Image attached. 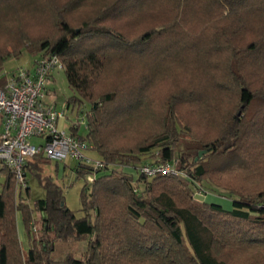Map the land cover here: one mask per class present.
<instances>
[{"label":"trees","instance_id":"trees-1","mask_svg":"<svg viewBox=\"0 0 264 264\" xmlns=\"http://www.w3.org/2000/svg\"><path fill=\"white\" fill-rule=\"evenodd\" d=\"M147 1L113 0L94 12L93 22L85 21L83 29L70 28L61 20L62 36L54 41L38 42L32 55L58 56L69 88L78 94L81 104L88 103L86 134L78 133L79 123L71 124L69 133L87 142L90 150L97 151L98 160L104 165L93 168L78 161L75 166L77 176L94 175L93 182L85 180L80 191L83 214L77 216L65 203L63 187L50 175L41 174L39 161L44 166L49 161L43 154L26 160L25 188L19 187L13 172L0 161L4 175L0 187V264H10L11 259L17 260L24 251L19 238V217L29 245L24 264H229L220 250L235 235L233 227L247 224L251 229L260 230L264 226V189L254 194L233 190L228 197L214 189L207 176L245 163L242 154L247 155L246 152L251 153L249 157H257L258 149L264 147V0L258 2L262 6H257L253 0H199L194 6H190V0H175L179 6L176 17L132 39L100 22L117 18ZM32 3L33 0H0V29L16 25L12 33L19 44L13 51L0 50V88L8 82V77L1 73L5 61L18 58L30 41L19 22L22 15L31 10ZM186 14L205 19L208 27L209 23L212 25L206 29L211 31L205 35L209 40L206 46L201 47L203 44L196 41L188 43L193 49L192 58L185 53L184 44L181 48L170 39L161 49L156 43L161 34L170 33L169 28H174V23L187 22ZM254 19L257 21L253 24ZM243 33L246 34L244 40L251 39L240 41ZM84 39L90 42L83 46L79 42ZM110 47L149 55L156 72L173 63H181L179 66L187 63L190 72L201 68L205 71L206 108L218 109V100H229L232 109L237 108L232 114H226L219 138L202 146L205 155H219L213 170L207 166L209 162L203 161L207 156H199L201 150L197 149L201 147L194 148V154L181 151L174 156L170 137L166 136L140 146L133 153L123 154L109 146L104 127L114 125L120 109L139 106L138 101H131L126 103V108L123 103L126 96L118 97L120 90L95 94L100 76L112 61L107 52ZM175 51L181 54L176 57ZM215 72H219L218 76ZM178 96L180 99L201 97L193 90ZM2 122L0 115V141ZM175 161L179 170L176 176L148 177L137 169L143 165L173 166ZM119 163L126 165L124 171L116 167ZM29 175L37 177L44 189V196L36 199L32 208L28 203ZM205 179L210 187L203 183ZM197 191L200 195H196ZM216 192L220 197L231 199L232 209L200 199L205 193L215 195ZM189 195L200 204L186 203ZM240 239L250 245L264 241L251 235L245 238L244 234ZM75 240L86 242L83 257L75 256L72 251L61 258L54 257L58 242Z\"/></svg>","mask_w":264,"mask_h":264},{"label":"rangeland","instance_id":"rangeland-1","mask_svg":"<svg viewBox=\"0 0 264 264\" xmlns=\"http://www.w3.org/2000/svg\"><path fill=\"white\" fill-rule=\"evenodd\" d=\"M74 1L33 0L30 6L31 10L23 14L19 22L22 27L19 28L25 31L29 37L28 46L23 49L22 54L18 58L12 57L5 61L4 69L1 72L2 75L9 77L13 70L21 67L31 70L38 56L32 55L35 53L38 42L44 39L54 41L64 34L61 20H64L65 24L70 28L83 29L85 21L93 22L94 12L113 0H78L75 3ZM198 2L200 1L190 0L188 3L191 4L190 6H194L199 4ZM258 2L259 0H253L254 4L262 6ZM178 7V3L175 0H148L146 3H140V6L132 10L129 9L127 13L119 15L117 18L114 16V19L100 22L112 28L115 32L123 33L128 39H132L152 27L166 24L169 19L176 17ZM186 15L187 22L174 23L175 27L169 28L170 33L161 34L156 43L160 45L161 49L167 46L166 43L170 39L171 42H178L181 48H183L184 44L185 53H187L188 58H192L193 49L188 43L196 41V43L203 44L201 47H204V44L206 46V41L209 40L205 35L211 32H207L206 29L212 28V25L208 22L210 24L208 27L205 24V19L202 21L188 14ZM256 21L254 19L252 23L254 24ZM248 24L250 23L247 22ZM15 26L13 24L7 28L3 27L0 29V50L13 51L19 46L16 35L12 33V29ZM245 35V33H243V37L241 35L240 41L251 39L248 37L244 40ZM88 42H90L89 39H84L79 43L84 46ZM127 49L116 50L113 47L108 49L107 52L110 53L112 61L107 64L106 69L103 71L104 74L100 76L101 79L96 84V95L120 90L122 92H118V97L126 96L123 100L124 104L138 101L139 105L134 108L128 106L131 109L127 110L121 111L120 109L119 114L116 115L119 118L115 120L114 125L108 128L104 127L109 146L123 154L133 153L140 146L148 144L156 138L166 136L170 137L169 143L172 145L174 156H178L181 151L194 154V148L196 149L198 146L201 148L197 150L202 151L203 145L211 144L219 138L220 129L225 123L226 114H232L233 111H237V108L232 109V104H230L229 100H218L219 108H215L216 110L214 111L212 110L213 108H206L204 97L205 71L202 72L201 68H197L196 71L190 72L188 70L190 67L187 63L182 66H179L181 63H173V65L170 64V67H162L159 72H156V69H153V64L151 65L149 61V55H139L138 50L130 51ZM178 53L181 54L180 51H175L176 57L179 55ZM215 64L217 65V63ZM192 66L195 67V64L192 63ZM215 73L218 76L219 72ZM191 90L200 93L201 97L189 99L185 96L182 98L183 100L179 98L178 95L181 92H191ZM78 98V94L69 88L65 71L61 69L55 72L54 79L50 82L47 93L44 94L42 100L48 106L55 107L56 110L64 113L58 120V129L69 132L71 124L79 122L78 133L85 135V111L88 109V103L81 104ZM40 141V139L32 138L33 143L38 144ZM83 152L92 160L100 159L98 152L95 150H84ZM258 153L257 157H249L248 155L251 153L246 152L247 155L242 154L245 163H237L227 172L208 174V181L213 184L211 186L228 197H230L229 192L233 190L254 194L264 189V147L258 149ZM206 156L207 158L203 161L209 162L207 166L211 171L216 167L219 155L212 153L205 155L203 153L201 157L205 158ZM39 162L40 166H42L41 174L50 175L56 183L63 187L67 207L74 210L77 216H82L80 191L85 184V180L88 179V175L85 177L76 175L74 168L78 161L68 157L63 161L49 159L45 166L41 164V161ZM174 163L171 173L162 174L155 172L153 176H176L179 170L176 161ZM1 164L0 162V168ZM125 166L121 163L116 165L119 171ZM137 169L140 171V168ZM122 170L124 171V168ZM144 175L148 176L146 173ZM15 180L17 182L16 178ZM208 181L205 179L203 183L205 186L210 187V183L207 185ZM3 182L4 175L0 171V187ZM28 185V203L32 208L34 201L44 196V189L38 178L30 175L28 176ZM180 190L186 195V190L181 185ZM196 195H200V191H197ZM228 197H220L219 193L216 192L215 195L205 193L200 199L221 204L225 209H232L231 199ZM185 202L188 204L192 202L200 204V202L191 199L190 195L185 198ZM14 213V210H12L13 217ZM17 214L19 217L20 213L18 212ZM213 217L217 220L215 215ZM17 220L18 226H20L21 248L24 251H22L23 253L21 252L17 260L11 259L10 264H24V254L29 247L22 220L20 217ZM251 227L247 224L233 227L235 235H232L230 243H224L223 250H220L221 254L228 259L229 264H264V241L250 245L246 241L243 243L240 239L243 234L245 238L251 235L261 238V240L264 239V226H261L260 230L251 229ZM244 232H250V234L247 235ZM85 249V241L58 242L54 257L61 258L68 251L74 252L77 257H83ZM11 253L16 255L12 250Z\"/></svg>","mask_w":264,"mask_h":264},{"label":"built area","instance_id":"built-area-1","mask_svg":"<svg viewBox=\"0 0 264 264\" xmlns=\"http://www.w3.org/2000/svg\"><path fill=\"white\" fill-rule=\"evenodd\" d=\"M61 69L63 64L58 56H39L31 70L17 68L7 78L5 87L0 88V115L3 119L0 161L13 172L19 187L27 186L24 174L26 160L38 154L56 161L70 157L93 168L104 165L100 160H92L85 155L83 151L91 149L87 142L58 129V120L64 113L43 103L42 98L53 71ZM32 138L41 141L33 143ZM172 167L143 165L140 171L153 176L155 172L171 173ZM93 180L94 175L88 174L87 182Z\"/></svg>","mask_w":264,"mask_h":264},{"label":"crops","instance_id":"crops-1","mask_svg":"<svg viewBox=\"0 0 264 264\" xmlns=\"http://www.w3.org/2000/svg\"><path fill=\"white\" fill-rule=\"evenodd\" d=\"M39 58V56H37V58L36 59H38ZM36 61V60H35ZM57 70H54L53 71V73H52V75H51V77H50V79H49V81H48V84H47V87H46V92L45 93H47V89H48V86H49V84H50V82L54 79V74H55V72H56ZM44 103V102H43ZM45 105H47L46 103H44ZM67 107V106H66ZM19 227L20 226H18V231H19ZM20 230H21V228H20Z\"/></svg>","mask_w":264,"mask_h":264},{"label":"water","instance_id":"water-1","mask_svg":"<svg viewBox=\"0 0 264 264\" xmlns=\"http://www.w3.org/2000/svg\"><path fill=\"white\" fill-rule=\"evenodd\" d=\"M202 154H203V151H200V152H199V156H201Z\"/></svg>","mask_w":264,"mask_h":264}]
</instances>
